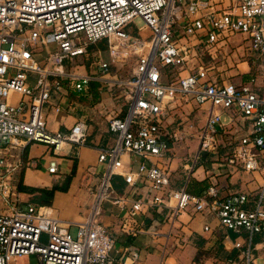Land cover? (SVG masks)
Listing matches in <instances>:
<instances>
[{
  "label": "built area",
  "instance_id": "obj_1",
  "mask_svg": "<svg viewBox=\"0 0 264 264\" xmlns=\"http://www.w3.org/2000/svg\"><path fill=\"white\" fill-rule=\"evenodd\" d=\"M135 18L143 24L131 35L125 26ZM237 34L250 40L251 51L261 60L247 80L238 82L222 78L213 65L224 60L226 51L220 60L218 51ZM103 37L110 61L96 55L91 64L108 91L121 85L114 95H124L127 107L122 115L108 119L114 142L98 148L103 168L90 190L89 210L71 232V222L51 215L47 206L21 199V172L31 163L24 151L34 141L53 151L64 141L85 142L84 120L69 131H52L45 109L52 94L65 90L63 86L78 92L87 89L94 74L77 72L65 61L86 53L89 43ZM130 58L135 64H124ZM111 63H120L115 72L123 76L117 80L106 77L116 65ZM165 67L189 71L169 81L162 79ZM12 92L19 94L15 102L8 99ZM183 96L198 104L210 102L194 161L205 153L235 168L264 169V0H0V264H9L20 254H36L46 264L135 261L134 249L118 257L112 253L115 237L98 218L103 201H122L112 184L117 173L128 183L141 176L151 190L149 196L132 200L120 224L125 233L138 231L129 219L143 207L167 208L172 219L190 207L210 213L238 236L245 232L246 240L236 237L233 247L247 264H256L254 247L264 249V190L251 199L246 191L221 195L215 184L198 194L185 186L170 188L168 168L151 160L169 150L164 138L170 135L168 104ZM53 106L58 109L60 104ZM230 132L240 133L221 156L223 136ZM171 136L178 138L176 132ZM124 153L138 158L136 169L123 163ZM47 169L56 173L57 162L51 160ZM255 235L258 243L253 242Z\"/></svg>",
  "mask_w": 264,
  "mask_h": 264
},
{
  "label": "crops",
  "instance_id": "obj_2",
  "mask_svg": "<svg viewBox=\"0 0 264 264\" xmlns=\"http://www.w3.org/2000/svg\"><path fill=\"white\" fill-rule=\"evenodd\" d=\"M236 39L240 40L237 35L233 40ZM231 49V46L220 49L217 59L224 51L226 57L220 64L213 65L222 78L236 82L245 81L254 65L249 64L246 58L232 62L234 52ZM119 65L116 64V70H112L106 77L115 80L122 77V72H115L119 69ZM76 71L94 74V79L91 81L98 82L99 97L93 99L89 91L91 81L88 90L82 92L63 86L65 90L52 94L46 106L47 127L52 131H69L76 121L85 120L86 140L80 145L64 141L54 151L44 142L29 143L24 156L31 160V163L21 172V184L36 188H51L54 185L65 184V178L70 174L74 163L75 171L70 176L66 189H55L51 194L36 189L31 191L21 189L20 194L24 202L45 205L51 215L71 222L70 229L72 226L76 228L77 222L83 220L89 210L90 190L97 182L99 169L103 166L97 158L98 148L109 146L114 142V135L108 130V119L114 115H122L127 107L124 95L118 96L112 93L110 95L102 85V74L94 64H89L87 67L84 65L83 69ZM188 71V68L174 69L169 81L179 75L187 74ZM114 86L119 87L118 90L121 89V85L117 83ZM18 97L17 92H12L8 99L15 102ZM55 103L60 104L58 109L53 106ZM168 107L166 124L170 135L164 138L169 144V150L163 157L151 156V160L168 168L170 188L185 186L190 192L198 194L209 184L215 183L221 195L233 191H246L257 198L261 194L264 190V169L235 168L225 162H217L216 158L205 153H202L196 161L193 160L198 148V133L210 107L209 101L198 104L194 99L183 96L170 101ZM234 116L238 120V116L236 114ZM172 132H176L177 139L171 136ZM239 133L224 134L223 144L232 147ZM121 158L131 169L137 168L138 158L127 153L122 154ZM51 160L57 162L56 173H51L47 169ZM113 188L115 196L122 201L118 203L112 200L103 201L98 218L115 237L112 253L116 257L121 253L126 254L128 249L137 251V259L133 262L127 259L124 264H192L198 245L206 250L200 264H213L212 262L216 260L220 264H232L236 258L247 264L242 252L233 247L236 237L246 240V233L243 232L238 236L236 232L220 225L217 218L210 213L195 212L190 207L182 210L172 219L167 208L158 210L155 206L148 205L129 219V224L138 231L135 234L125 233L121 230L120 224L127 216L132 200L149 196L151 190L143 177L137 176L134 182L128 183L120 173L113 177ZM206 223L210 225L209 230L203 229ZM253 242L258 243V240L253 238ZM182 248L189 249L186 255ZM261 250L264 249L259 244L253 249L256 264H264V256L258 255ZM118 263L123 264L121 261ZM9 264L46 263L36 254H20L11 258Z\"/></svg>",
  "mask_w": 264,
  "mask_h": 264
},
{
  "label": "rangeland",
  "instance_id": "obj_3",
  "mask_svg": "<svg viewBox=\"0 0 264 264\" xmlns=\"http://www.w3.org/2000/svg\"><path fill=\"white\" fill-rule=\"evenodd\" d=\"M142 24H143V22H142L141 19L135 18L134 19V22H131V23H129V24H127L125 26V29L131 35H136L137 34L138 26H140ZM242 37L243 36L241 34H237V38H239L240 40H237L236 39L234 41L232 39L230 41V44L228 45V48L231 46L232 47L231 50H232V52H234L233 53V57L231 58V61L235 63V61H239V60H241L243 58L244 59L246 58V59L249 60V64L253 63L254 67H256V69H257L258 68V65L257 64H260L261 60H260L259 57H256V54L257 53L251 51V49L249 47L250 46V40L249 39L244 40V39H242ZM88 46L89 47L87 48L86 53L81 54V55H77V56L73 57L71 60H66L65 61V64L71 65L72 67H74L75 70L76 69H83V66L84 65L87 67L89 64L92 63V61L95 60L96 55L100 56L104 60L110 61V56H109V52H108V44H107V38L106 37H103V38L99 39L95 43H89ZM253 55H254V58L255 59L253 58ZM218 60H220V58H218ZM41 63H42V61H41ZM111 64H120V63H111ZM124 64H135V59L134 58H130ZM113 70H116V65L114 66ZM123 70L125 72V69H123ZM172 72L173 71H169L168 68L167 69L166 68H163L162 69V79L163 80H169L170 77H171L170 75H171ZM29 75H30L29 80L33 81L34 80L33 73H29ZM118 88L119 87L113 85V87H112V94L113 95H114V93H116V91L118 90ZM109 93L111 95V92L110 91H109ZM118 103H119V101H118ZM225 112L228 113V114H230L231 113V110H227ZM84 122L87 125V122L85 120H84ZM225 130H227V127H225ZM225 134L229 135V134H232V133L230 132V133H225ZM113 135L115 136L114 133H113ZM227 146H228L227 144L226 145L225 144L222 145V147H221L222 153L227 152L230 149V147H227ZM220 161H221V159L217 160V162H220ZM222 162H224V161H222ZM102 168H103V166L100 167L99 172L102 170ZM249 197L251 199H254L255 198L254 195L251 196L250 194H249ZM259 197H260V195L258 196V198ZM263 205H264V198H263ZM70 230H71V232H74L75 231V228L72 226ZM255 238L257 240H259V236L258 235H255L254 239ZM181 250L184 251V254L185 255L189 251L188 248L187 249L186 248L185 249L182 248ZM258 255H263L264 256V250L259 251L258 252ZM201 262L202 261L194 260V262L192 264H194V263L200 264ZM243 262L244 261L238 260V258H236V261L232 262V264H243ZM212 263L213 264H220L219 262L217 263V260L216 261H213Z\"/></svg>",
  "mask_w": 264,
  "mask_h": 264
},
{
  "label": "trees",
  "instance_id": "obj_4",
  "mask_svg": "<svg viewBox=\"0 0 264 264\" xmlns=\"http://www.w3.org/2000/svg\"><path fill=\"white\" fill-rule=\"evenodd\" d=\"M90 49V48H89ZM251 60V59H250ZM251 63V62H250ZM251 64H253V63H251ZM166 68V67H165ZM167 69V68H166ZM169 69V68H168ZM171 70V69H170ZM256 71V67H252L251 68V70H250V72L252 73V72H255ZM99 84H98V82H96V81H91L90 82V84H89V86H90V92L92 93V96H93V99H97V97H99V92L97 91V86H98ZM88 86V87H89ZM88 90V89H87ZM86 90V91H87ZM85 91V92H86ZM228 145V144H227ZM231 148V147H230ZM219 154H221V155H225L226 154V152H224V153H222V150H221V148H220V152H219ZM74 171H75V163L73 164V167H72V169H71V172H70V174L69 175H67L66 176V178H65V184H62V185H54V186H52L51 188H36V187H31V186H27V185H22L21 184V182H20V184H19V187H20V189H24V190H27V191H31V190H40V191H44V192H46V193H48V194H51L55 189H66V187H67V183H68V181H69V179H70V176L74 173ZM115 175H113V177H114ZM113 177H112V184H113ZM124 181L125 182H127L125 179H124ZM220 249L222 250V247L220 246ZM206 253V250H204L203 248H201V246H199L198 245V250H197V252H196V254H195V256H194V259L195 260H198V261H201L202 260V258H203V256H204V254ZM114 264H120V263H118V262H115Z\"/></svg>",
  "mask_w": 264,
  "mask_h": 264
}]
</instances>
